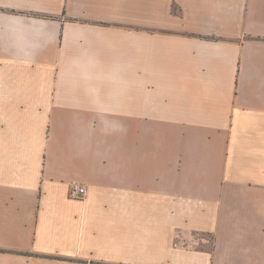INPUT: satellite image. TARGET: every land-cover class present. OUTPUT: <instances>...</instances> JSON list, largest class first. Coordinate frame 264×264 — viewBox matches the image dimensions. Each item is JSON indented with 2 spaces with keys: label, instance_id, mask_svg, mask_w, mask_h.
<instances>
[{
  "label": "crops",
  "instance_id": "0c3cea01",
  "mask_svg": "<svg viewBox=\"0 0 264 264\" xmlns=\"http://www.w3.org/2000/svg\"><path fill=\"white\" fill-rule=\"evenodd\" d=\"M0 264H264V0H0Z\"/></svg>",
  "mask_w": 264,
  "mask_h": 264
},
{
  "label": "built area",
  "instance_id": "2783aa9c",
  "mask_svg": "<svg viewBox=\"0 0 264 264\" xmlns=\"http://www.w3.org/2000/svg\"><path fill=\"white\" fill-rule=\"evenodd\" d=\"M87 187L79 182H73L70 185V195L73 198L84 199L87 196Z\"/></svg>",
  "mask_w": 264,
  "mask_h": 264
}]
</instances>
